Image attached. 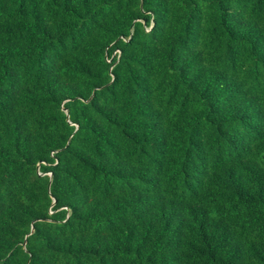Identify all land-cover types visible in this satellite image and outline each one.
<instances>
[{"label": "trees", "instance_id": "1", "mask_svg": "<svg viewBox=\"0 0 264 264\" xmlns=\"http://www.w3.org/2000/svg\"><path fill=\"white\" fill-rule=\"evenodd\" d=\"M0 264H264V0H0Z\"/></svg>", "mask_w": 264, "mask_h": 264}, {"label": "water", "instance_id": "2", "mask_svg": "<svg viewBox=\"0 0 264 264\" xmlns=\"http://www.w3.org/2000/svg\"><path fill=\"white\" fill-rule=\"evenodd\" d=\"M66 112H67V114H68V109L66 108Z\"/></svg>", "mask_w": 264, "mask_h": 264}]
</instances>
